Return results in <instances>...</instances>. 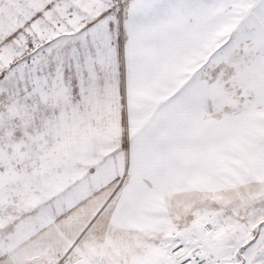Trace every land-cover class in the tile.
<instances>
[{
	"label": "snow or ice",
	"instance_id": "6c2138e0",
	"mask_svg": "<svg viewBox=\"0 0 264 264\" xmlns=\"http://www.w3.org/2000/svg\"><path fill=\"white\" fill-rule=\"evenodd\" d=\"M0 264H264V0H0Z\"/></svg>",
	"mask_w": 264,
	"mask_h": 264
}]
</instances>
